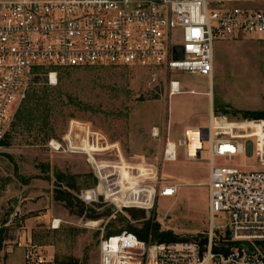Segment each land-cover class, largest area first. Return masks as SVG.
Segmentation results:
<instances>
[{"label": "rangeland", "instance_id": "rangeland-1", "mask_svg": "<svg viewBox=\"0 0 264 264\" xmlns=\"http://www.w3.org/2000/svg\"><path fill=\"white\" fill-rule=\"evenodd\" d=\"M173 39L181 43L179 34ZM61 70V81L47 83L61 92V102L52 109L47 127L40 130L39 123L30 127L18 124L10 128L8 145L0 146V258L7 263H18L22 257L21 246L13 241L29 239L55 261L97 264L101 236L125 227L126 221L140 228L150 220L179 235L205 232L209 224L207 144L193 161L185 159L181 147L175 161H164L162 154L167 138L176 140L187 125L208 122L210 100L213 113L226 117L225 126L239 137L251 136L244 141V154L231 161L216 157L214 163L255 167L254 144L257 138L258 144L264 145V118L241 114L264 111V37L215 40L211 80L179 70L168 75L164 68ZM153 72L157 77L152 82ZM167 79L178 80L181 92L169 95ZM41 81L29 91L39 90ZM214 105L228 112H214ZM154 127L156 136L152 135ZM50 139L61 143L59 150L49 147ZM93 158L102 164V173L110 174L107 182L119 178L125 191L123 199L109 192L107 197L122 203L127 199L126 190L134 187L127 203L115 214L114 206L96 193L104 188L89 163ZM88 174L97 178L95 184ZM69 175L75 176L76 189L66 185ZM167 178L180 181L177 193L157 195L159 185L164 184L158 181ZM136 182L147 190L137 192ZM110 187L117 189L116 184ZM152 188L155 193L149 191ZM56 190L69 191L82 202L83 213L69 210L56 198ZM110 207L109 215H90ZM127 209L136 210L138 216L143 211V217L133 219ZM55 219L60 220L58 227L52 225ZM6 249L10 251L5 253Z\"/></svg>", "mask_w": 264, "mask_h": 264}, {"label": "built area", "instance_id": "built-area-1", "mask_svg": "<svg viewBox=\"0 0 264 264\" xmlns=\"http://www.w3.org/2000/svg\"><path fill=\"white\" fill-rule=\"evenodd\" d=\"M178 34L181 43L173 39ZM243 35L264 37V0H0V146L37 66L164 68L168 75L179 70L211 80L215 40ZM178 46L182 58L176 56ZM156 77L153 72L151 81ZM47 79L56 84V72L49 71ZM167 82L169 95L181 92L178 80ZM224 121L226 117L211 110L207 125L197 127L208 152L207 230L189 235L193 238L158 242L151 231L141 239L123 229L101 236L97 264H264V145L256 138L255 167L214 163L216 157L231 161L244 154V141L251 138L237 136ZM186 139V131L176 140L167 138L162 159L175 161L180 147L187 161L199 158L204 148L190 156ZM48 145L61 147L55 139ZM89 163L104 188L96 193L114 206L113 214L121 211L134 187L117 203L106 194L123 199L119 178L107 182L110 174L102 173V164L94 158ZM158 183H164L157 191L160 196H172L180 186L179 180L169 178ZM135 188L147 190L137 182ZM241 242L248 250L239 246ZM13 244L22 248L20 262L0 258V264H72L48 257L29 239Z\"/></svg>", "mask_w": 264, "mask_h": 264}, {"label": "trees", "instance_id": "trees-1", "mask_svg": "<svg viewBox=\"0 0 264 264\" xmlns=\"http://www.w3.org/2000/svg\"><path fill=\"white\" fill-rule=\"evenodd\" d=\"M64 68H70V67L49 65V66H37L34 68V73L31 78V85L28 87L25 98L22 100V102L20 103L16 111L14 121L12 122L10 128H13L18 124H24L27 127L34 126V125L38 126V123H39L40 130H43L44 128L47 127L52 109L58 104V101L61 102L60 89L57 90L56 88H51L47 85V73L49 71L58 72L57 74V83H58V80L61 81L63 79L64 70H61V69H64ZM40 81L43 84L41 87H39V90L36 88H33V90L29 91V89L31 88L33 84L40 82ZM48 90H51V91H48ZM54 90H57L56 93L51 94L55 92ZM216 110H220L223 114H226L228 112L226 109L218 108V106L214 105V112ZM236 112L238 111H234V113ZM241 115L242 117L262 119L264 118V111H247L246 110V111H243ZM8 136H9V132L6 134L5 139L1 142L3 146L8 145V141H7ZM88 177L92 178L93 184L97 182V178L93 176L92 174H88ZM66 178H69V180H66V185L71 189H76L75 176L69 175ZM56 191H57V193L55 192L56 198L64 201L66 207L69 210L76 211V213L78 214L83 213V211L85 210L84 204L80 202L79 200H77L72 194H70L69 191H66V190H56ZM74 201H76V203H74ZM112 208L113 207L106 208L103 212L99 214H90V215L92 216L93 215L94 216L95 215H109L112 212ZM127 212L129 216L133 219L143 217V211H141V214L139 216L136 214V210L127 209ZM120 219L124 220L125 218L121 216ZM123 229L135 233L141 239L146 238L149 231H151L153 240L158 241V242L159 241H166V242L176 241V240L187 238L183 236L184 234L179 235L173 232L172 230H162L158 223L151 224L150 220H145L142 223V226L140 228L126 221L125 227L118 228L117 230H110L108 231V235L118 233ZM2 231L3 230L0 229V249H1V242H2ZM261 249L264 252V243L261 245ZM68 261H72V260L70 259Z\"/></svg>", "mask_w": 264, "mask_h": 264}, {"label": "bare ground", "instance_id": "bare-ground-1", "mask_svg": "<svg viewBox=\"0 0 264 264\" xmlns=\"http://www.w3.org/2000/svg\"><path fill=\"white\" fill-rule=\"evenodd\" d=\"M180 93V92H178ZM176 94V93H175ZM174 95V94H172ZM198 127V126H197ZM197 127H188L185 128L183 131H186L187 134V139H186V152L189 153L190 156H193L196 153L197 148H204L203 143L201 142V140L198 137V133H197ZM154 135L156 134V129H154ZM172 144H170L171 146ZM60 220L55 219L53 220V227H58Z\"/></svg>", "mask_w": 264, "mask_h": 264}, {"label": "water", "instance_id": "water-1", "mask_svg": "<svg viewBox=\"0 0 264 264\" xmlns=\"http://www.w3.org/2000/svg\"><path fill=\"white\" fill-rule=\"evenodd\" d=\"M175 50H176V53H177L176 56H177L178 58H182V57H183L182 48H181L180 46H178V47L175 48ZM183 236H184V237H191V238L195 237V236H188V235H183ZM239 246L242 247V248H244L245 250H248V246H247L245 243H243V242H241V243L239 244Z\"/></svg>", "mask_w": 264, "mask_h": 264}, {"label": "crops", "instance_id": "crops-1", "mask_svg": "<svg viewBox=\"0 0 264 264\" xmlns=\"http://www.w3.org/2000/svg\"><path fill=\"white\" fill-rule=\"evenodd\" d=\"M211 110H212V105H211V100H210V111H211ZM207 123H208V122H207ZM207 123H206V124H198V123H197V124H195V125H187L186 127H184V129H185V128H188V127H192V128H194V127H197V125H198V126H205V125H207ZM154 128H156V127H154ZM184 129H183V130H184Z\"/></svg>", "mask_w": 264, "mask_h": 264}]
</instances>
